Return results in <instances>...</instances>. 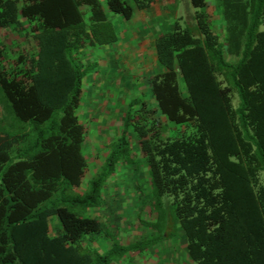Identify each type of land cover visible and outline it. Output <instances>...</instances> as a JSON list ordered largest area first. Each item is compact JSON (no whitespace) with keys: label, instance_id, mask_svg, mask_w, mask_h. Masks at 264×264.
Instances as JSON below:
<instances>
[{"label":"trees","instance_id":"1","mask_svg":"<svg viewBox=\"0 0 264 264\" xmlns=\"http://www.w3.org/2000/svg\"><path fill=\"white\" fill-rule=\"evenodd\" d=\"M131 1L0 0V264L125 256L85 242L103 231L90 215L115 165L137 158L130 132L155 205L174 198L192 264H264V0H216L224 41L203 11L209 0H192L196 26L177 20L156 38L163 71L148 81L155 106L129 101L120 135L85 185L89 131L78 110L87 69L78 57L118 41L105 6L130 21L171 0Z\"/></svg>","mask_w":264,"mask_h":264},{"label":"rangeland","instance_id":"2","mask_svg":"<svg viewBox=\"0 0 264 264\" xmlns=\"http://www.w3.org/2000/svg\"><path fill=\"white\" fill-rule=\"evenodd\" d=\"M101 1L102 3L105 2L104 0ZM163 2H170L173 5L172 17L175 19L171 22L172 26L177 20L180 21L184 28L196 26V13L200 10L194 7L192 0ZM220 4L216 0H209L208 7L203 11L210 15L216 31L221 36V40L224 41L226 21ZM105 7L111 13L109 15L110 20L116 24V28H121L120 23H127L122 15L114 14L110 12L107 6ZM168 28L170 27H166V31L163 33L168 32L170 30ZM22 37L18 33L10 37L13 43H16L12 47L16 52L20 51ZM149 52L151 51L149 50ZM110 54L114 56V50L102 53L87 47L78 57L80 63L85 65L87 69V76L83 82L81 109L78 111L81 122L90 130L84 149L90 164L85 185L103 164L108 153L111 152L113 147L108 148V146L120 135L127 105L130 99L137 94L135 90L137 87L135 86L141 84L142 89L141 91L139 90V93L147 91L144 80L137 78L139 70L136 68L135 59L132 58L133 55L135 57L136 53H129L133 54L131 56L125 51L123 65L117 63L118 66L115 61L99 59L100 55L110 59ZM91 61L94 63L91 64ZM154 63H152L151 59L149 60V65ZM116 72L117 76L124 77L123 93H117L115 96L113 94V97L109 93L108 97L104 92V94L98 92L101 98L94 100L88 88L92 91L103 88L109 89L114 84L111 76L113 77ZM133 81L137 84L134 85ZM147 96L148 101L151 102L152 96L150 94ZM91 98L95 102L94 104ZM238 102L237 97L235 104H238ZM90 112L93 116L101 115L96 118L99 122H96L97 125L102 120L108 122V126H95V129L99 128L101 132L93 131L95 130L94 127L87 125L86 122L91 123L95 120V116H89ZM159 117L162 122H166L164 117ZM128 141L130 148H132L131 151L133 150L137 154V158H134V161L129 164L121 161L115 165L114 174L108 182V186L103 190L99 207L92 211L90 215L102 222L103 231L101 234L87 237L85 245H90L101 252V254L111 248H117V254L115 255H121L120 253L118 254V250L124 249L125 252L122 255L125 256L120 260H113L111 264H192L188 256L185 255L187 253V239L180 224L177 222L176 214L172 207L174 198L172 196H164L161 200V205H155L148 167L145 160L139 156L137 135L130 132ZM162 235H169L172 241H168L165 238L160 240Z\"/></svg>","mask_w":264,"mask_h":264},{"label":"crops","instance_id":"3","mask_svg":"<svg viewBox=\"0 0 264 264\" xmlns=\"http://www.w3.org/2000/svg\"><path fill=\"white\" fill-rule=\"evenodd\" d=\"M106 3V0H104ZM130 1V0H127ZM173 5H171V3H166V2H160L156 5H154L151 9H149L148 11L145 12H136L133 19L130 21H127V23L122 24L121 28L118 29L116 28V24H115V28L118 34V41L113 44V45H109V46H103V47H91V46H86L83 50H86L87 47H90L92 49H95L96 51H100V52H110L114 50V56H109L110 59H106L105 56H101L99 57V59L102 60H111V61H115L116 65L118 66L117 63H119L120 65H123V61H124V56H125V51L129 54V53H136L135 57H133V54H129V55H133L132 58L135 59V63H136V68L137 70H139L137 72L138 75V79L140 80H144L145 82V86L147 88V91H143L139 93V90L141 91V84L138 86L136 85L137 83L135 81H133V84L136 85L135 90L137 91V94L135 96H133L130 100L136 98V97H142L144 99H147V95L150 94V87L148 85V81L149 78L156 74V73H160L163 71V69L160 67L159 62L157 60V55H156V50H155V41L156 38L163 34L164 31H166V27H170L168 29H171L172 25L171 22L173 21L172 14H173ZM108 16L111 14L107 11ZM175 17V16H174ZM110 19V16H109ZM82 50V51H83ZM149 50L151 52H149ZM113 58V59H112ZM151 59L152 63L155 62L152 65H149V60ZM90 61V60H89ZM92 62V61H91ZM90 62V63H91ZM94 62H92L91 64H93ZM97 63V62H96ZM118 69V68H117ZM112 82L114 84H112V86H110L109 89H100L97 91H92L89 89L90 93L92 94L91 97L94 100H97V98H101L98 94L99 93H105L110 96H115L117 93H123V81H124V77L123 76H117V72L116 74L112 77ZM143 83V82H142ZM143 86V85H142ZM103 93V94H104ZM110 93V94H109ZM112 96V97H113ZM91 98V101H92ZM93 104L95 103L94 101H92ZM151 105L155 106V102L152 99V101H148ZM81 107L79 108L78 111H80ZM98 115V114H97ZM90 117H94L92 115V113H89ZM99 116H95V120H93L91 123H87V125L94 127L99 125H104V126H108V122L106 120H102L100 122L99 125L96 124L99 123L98 122V117ZM91 119V118H90ZM89 131V135H90V130ZM96 132H101L99 130V128H96L95 130ZM88 138V137H87ZM88 141V139H87ZM187 255V253L185 254Z\"/></svg>","mask_w":264,"mask_h":264}]
</instances>
